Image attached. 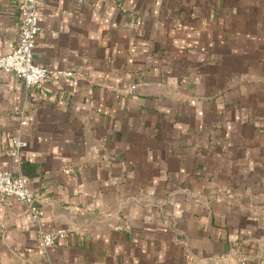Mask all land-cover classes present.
<instances>
[{
  "label": "crops",
  "instance_id": "0c3cea01",
  "mask_svg": "<svg viewBox=\"0 0 264 264\" xmlns=\"http://www.w3.org/2000/svg\"><path fill=\"white\" fill-rule=\"evenodd\" d=\"M27 88L0 71V264H264V0H42ZM17 0H0V54ZM25 109L21 164L7 153Z\"/></svg>",
  "mask_w": 264,
  "mask_h": 264
},
{
  "label": "built area",
  "instance_id": "2783aa9c",
  "mask_svg": "<svg viewBox=\"0 0 264 264\" xmlns=\"http://www.w3.org/2000/svg\"><path fill=\"white\" fill-rule=\"evenodd\" d=\"M42 0H17L19 8V24L17 28V41L15 47L7 53L0 54V71L13 73L23 80L27 88L40 87L47 79H59L68 76L66 71L50 70L37 65L33 60V49L38 25L37 8ZM19 116L18 127L11 136V147L7 153L21 164V152L27 148V141L23 138V127L29 124L25 116V109L17 110ZM10 198H16L25 204L33 222L37 227V247L41 253L56 241L63 237L65 231L56 229L47 232L41 227V219L44 211L36 204L35 194L28 188L20 169L16 175L0 168V199L7 202Z\"/></svg>",
  "mask_w": 264,
  "mask_h": 264
}]
</instances>
